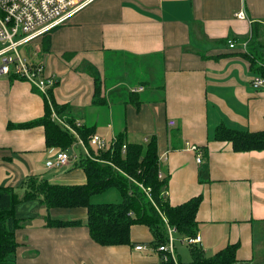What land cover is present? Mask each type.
I'll return each instance as SVG.
<instances>
[{"label": "crops", "instance_id": "0c3cea01", "mask_svg": "<svg viewBox=\"0 0 264 264\" xmlns=\"http://www.w3.org/2000/svg\"><path fill=\"white\" fill-rule=\"evenodd\" d=\"M238 10L245 18L235 16ZM257 35L261 41L264 0H92L20 53L56 76L52 93L67 105L65 117L104 138L124 133L128 142L142 143L155 135L163 174L169 175V203L202 195L197 245L206 256L237 243L236 264H264V150L235 152L228 141L213 139L219 124L250 131L264 127V87L252 86L255 73L236 54L242 40L251 37L249 47ZM87 65L99 72L103 105L92 104L93 77L82 69ZM139 86L142 91L129 94ZM43 114V96L31 84L0 74V186L21 195L19 183L28 175L60 184L85 182L75 166L82 150L66 165L48 168L45 161L58 148L46 147L44 128L9 126ZM170 119L174 126H168ZM192 145L204 154L199 163ZM14 210L16 217L27 218L15 235L16 264L150 260L149 252L130 246L94 243L82 208L50 210L51 217L81 222L64 228L44 226L46 211L38 200L18 203ZM131 234L135 243L151 239L141 225L132 226Z\"/></svg>", "mask_w": 264, "mask_h": 264}, {"label": "trees", "instance_id": "16d2710c", "mask_svg": "<svg viewBox=\"0 0 264 264\" xmlns=\"http://www.w3.org/2000/svg\"><path fill=\"white\" fill-rule=\"evenodd\" d=\"M260 36L257 35V38L253 40L254 43L247 46L248 50L240 48L236 54L247 62L249 69L255 75L264 78V39L262 37L260 41ZM247 39L249 41L251 37ZM82 69L93 77L92 104L96 106L105 104L104 98L101 97L102 80L97 68L87 65ZM8 76L12 79L19 78L27 81L14 73ZM53 88L48 90V97L45 98L44 94L32 85V89L43 96L44 114L27 122L11 123L9 126L20 129L42 126L45 145L48 149L68 150L73 147L77 139L52 118V113L64 118L75 128L87 147L88 155L81 147L84 154L75 162V166L83 170L85 182L60 184L49 182L37 175H28L19 183V187L23 189L22 195L18 194L12 186H0V264H16L15 252L18 243L15 235L27 218L16 217L14 208L18 203L31 200H38L44 207L46 211L44 226L46 227L64 228L80 225L81 222L78 220L64 221L51 217L49 212L53 209L82 208L86 211V227L89 236L97 245L107 248L112 246L135 248L136 245H140L141 248H135V250L149 252L147 255L150 256L149 261L140 264H182L176 256V261L169 255L165 259V253L158 248L167 243L168 227L174 228L173 234L178 235L180 239L197 234L196 213L202 201V195L198 194L181 204L171 205L167 199L169 175L163 174L161 165L163 159L158 153L155 135H151L145 142L134 143L128 142L124 133H119L112 139L109 146L105 140V146L99 149L89 143V138L97 134L94 128L79 122V125H76L77 120L69 116L65 117L68 107L54 100ZM135 92L139 91H132L131 88L129 94ZM213 139L228 141L235 152L260 151L264 150V127L250 131L219 124L214 130ZM123 145H125L124 149ZM195 149L196 153L200 152L201 156H204L201 148L195 145ZM108 190H115L120 200L92 202L94 195ZM134 225L144 226L151 239L148 242L135 243L131 239V228ZM188 246L190 264H236L238 262L236 260L237 243L227 244L211 256H206L201 246L197 244Z\"/></svg>", "mask_w": 264, "mask_h": 264}, {"label": "built area", "instance_id": "2783aa9c", "mask_svg": "<svg viewBox=\"0 0 264 264\" xmlns=\"http://www.w3.org/2000/svg\"><path fill=\"white\" fill-rule=\"evenodd\" d=\"M92 0H0V74L9 75L14 73L17 76L24 77L32 84L45 98L48 97V90L57 84V78L53 74H47L41 64L33 65L26 57L21 55L20 47H24L35 38H38L49 31L61 26L66 20L79 10L83 9ZM239 18H245V13L239 11L235 14ZM264 39V35H263ZM228 46L233 48L235 42L228 39ZM248 39L241 42L242 49L246 50ZM252 86L256 88L264 87V78L255 75L251 79ZM143 87L132 88V91H140ZM52 118L60 123L65 129L70 131L77 138L73 147H82L88 155L87 147L78 136L75 128L69 125L64 118L59 117L54 112ZM76 125H79L77 122ZM175 121L170 119L168 126H174ZM89 143L97 148L105 146V139L97 134L89 138ZM125 145H123V149ZM194 151L195 145L191 146ZM49 158L45 161L48 168H58L66 165L71 159H76L77 154L70 155L67 150H57L51 152ZM201 154L197 153L196 160L201 162ZM174 228H167V243L160 245L158 250L171 256L174 261ZM182 242L188 245L198 244L201 241L200 235L181 238ZM136 249L141 248L136 245Z\"/></svg>", "mask_w": 264, "mask_h": 264}, {"label": "rangeland", "instance_id": "374dc122", "mask_svg": "<svg viewBox=\"0 0 264 264\" xmlns=\"http://www.w3.org/2000/svg\"><path fill=\"white\" fill-rule=\"evenodd\" d=\"M241 42H240V44H241ZM20 49L23 50V47H20ZM138 72H139L138 78H140L142 71L140 69H138ZM110 74L112 75V74H114V72L111 71ZM132 74H133V72H132ZM132 83L137 84L138 80H134ZM105 140H106L107 146H109L112 139L105 137ZM81 150H82V148L79 146L77 148L70 147L67 151L70 155H73L76 151H81ZM109 191H112V192H107V193L103 192V193H99V194L94 195L91 199L92 202H95V203H98V202H118L120 200V197L118 196L117 192L115 190H109ZM18 193L20 194L21 191ZM110 193H114L113 196L110 195ZM173 237H174L173 246H174L175 256L178 257L180 263L190 264L189 263L190 262V254H189L188 244H186L185 242H182V239H180L178 237V235H176V234H173Z\"/></svg>", "mask_w": 264, "mask_h": 264}]
</instances>
